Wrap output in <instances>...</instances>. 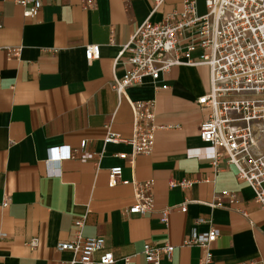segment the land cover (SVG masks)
<instances>
[{
  "label": "crops",
  "instance_id": "1",
  "mask_svg": "<svg viewBox=\"0 0 264 264\" xmlns=\"http://www.w3.org/2000/svg\"><path fill=\"white\" fill-rule=\"evenodd\" d=\"M153 7V0H96L95 9L86 11L79 0H40L35 17L27 18L12 0H0V264H77L71 253L54 249L70 240L77 219L83 237L102 238L101 252H112L114 264H146V243L174 246L161 264H198L201 249L184 243L193 230L211 227L219 235L209 264H264V209L225 160L213 174V149L198 136L209 113L197 103L209 90L208 68L174 67L121 96L110 87L123 74L115 61L135 30L183 5L165 0L155 12ZM196 7L205 14L204 0ZM88 45L98 46L99 54L87 62ZM8 48L18 49L17 58H8ZM138 101L154 103L150 155H132L127 143L134 132L132 103ZM108 130L122 141L104 143ZM53 148L59 150L49 157ZM113 167L122 173L112 186ZM172 180L197 182L181 190L169 187ZM148 181L152 212L128 214L135 184ZM225 192L237 194L245 216L212 207ZM166 208L167 226L160 222ZM32 239L34 248L27 245Z\"/></svg>",
  "mask_w": 264,
  "mask_h": 264
},
{
  "label": "built area",
  "instance_id": "2",
  "mask_svg": "<svg viewBox=\"0 0 264 264\" xmlns=\"http://www.w3.org/2000/svg\"><path fill=\"white\" fill-rule=\"evenodd\" d=\"M165 0H153L152 12ZM20 6L22 16L34 18L40 8V0H12ZM83 10L91 11L96 0H79ZM181 11H173L159 22H143L123 46L116 59L123 68L121 77H114L110 87L121 96L123 92L150 78L154 83L160 75L174 67L206 66L209 70V90L198 98L197 103L208 110L207 118L200 123L198 136L213 149L210 163L213 174L221 171L223 160L236 171V178L245 182L253 192V200L264 209V0H204L206 12L197 14L196 0H182ZM1 28V23H0ZM127 53L125 56L124 54ZM96 45L84 47V59L88 62L98 58ZM8 58H17L18 49H7ZM133 136L127 141L132 155H150L154 147L153 101L132 103ZM122 139L108 130L103 142H120ZM84 142L80 143V147ZM59 149H48L50 157ZM68 157L67 150L61 156ZM121 157L126 158V155ZM121 167L109 170V184L120 181ZM47 175L58 173L47 172ZM207 181V180H206ZM197 181H170V188L181 190L193 186ZM128 184L127 181H122ZM152 182L135 184V201L128 208L130 215H145L153 210ZM222 199L226 201L223 202ZM8 198L1 206L5 207ZM187 201L180 205L181 212L187 210ZM212 207H225L246 215L241 200L233 192L222 193ZM170 208L161 211L160 222L168 224ZM82 220H74V232L70 240L58 242L57 252H69L74 256L71 263L114 264L112 252L103 251V240L99 237L81 235ZM218 231L211 227L199 233L193 230L185 246L198 247L201 256L198 264H209L212 260L211 245L218 238ZM30 248L36 239L30 240ZM97 252L101 254L95 259ZM174 246L146 243L142 254L146 264H161L162 258L170 259ZM129 258L124 261L127 263ZM244 264V263H237Z\"/></svg>",
  "mask_w": 264,
  "mask_h": 264
}]
</instances>
